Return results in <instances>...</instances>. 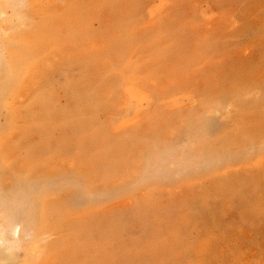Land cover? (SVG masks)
<instances>
[{
  "label": "rangeland",
  "instance_id": "obj_1",
  "mask_svg": "<svg viewBox=\"0 0 264 264\" xmlns=\"http://www.w3.org/2000/svg\"><path fill=\"white\" fill-rule=\"evenodd\" d=\"M0 264H264V0H0Z\"/></svg>",
  "mask_w": 264,
  "mask_h": 264
}]
</instances>
